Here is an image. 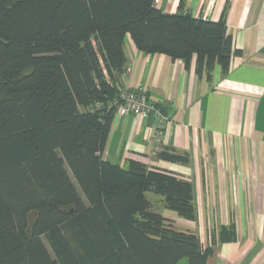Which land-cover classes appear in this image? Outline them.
<instances>
[{"label":"trees","instance_id":"1","mask_svg":"<svg viewBox=\"0 0 264 264\" xmlns=\"http://www.w3.org/2000/svg\"><path fill=\"white\" fill-rule=\"evenodd\" d=\"M128 36L209 76L237 54L226 16L167 14L155 0H0V264H207L213 254L148 197L194 221L189 181L103 158ZM156 156L189 163L173 148ZM235 239L233 225L221 228V241Z\"/></svg>","mask_w":264,"mask_h":264},{"label":"crops","instance_id":"2","mask_svg":"<svg viewBox=\"0 0 264 264\" xmlns=\"http://www.w3.org/2000/svg\"><path fill=\"white\" fill-rule=\"evenodd\" d=\"M157 7L212 22L226 16L237 54L227 72L217 65L209 76L197 71L195 59L139 52L128 36L132 71L120 87L141 85L170 121L157 135L150 117H116L103 158L121 166L139 161L192 184L194 221L166 213L162 202L157 212L176 231L212 246L207 264H264V0H160ZM166 147L187 155L189 163L159 160L157 152ZM231 225L236 239L221 241V228Z\"/></svg>","mask_w":264,"mask_h":264},{"label":"built area","instance_id":"3","mask_svg":"<svg viewBox=\"0 0 264 264\" xmlns=\"http://www.w3.org/2000/svg\"><path fill=\"white\" fill-rule=\"evenodd\" d=\"M155 4L158 6L160 0H155ZM131 71L130 68H127L126 74H130ZM110 105V107H115L117 117L133 115L152 118L156 126L157 135L163 134L170 121V118L151 102L147 92L141 85L132 86L131 88H120L118 97Z\"/></svg>","mask_w":264,"mask_h":264},{"label":"rangeland","instance_id":"4","mask_svg":"<svg viewBox=\"0 0 264 264\" xmlns=\"http://www.w3.org/2000/svg\"><path fill=\"white\" fill-rule=\"evenodd\" d=\"M148 195H149V197H151V196L153 197V196H154L153 194H148ZM152 202L156 204L155 208L158 207V208L161 209L162 211L164 210L163 205L161 204V202H160V200H159L158 198H153V199H152ZM159 204H160V205H159ZM158 208H157L156 210H159ZM165 212H166V213H173L172 211H170V210H166V209H165ZM173 214H174V213H173ZM33 217H34V216H32V218H33ZM168 223H169V225L171 224L170 222H168ZM172 227L174 228L175 226H172ZM183 260H186V261H187V258L182 259V261H183ZM181 263H182V262H180V264H181Z\"/></svg>","mask_w":264,"mask_h":264}]
</instances>
